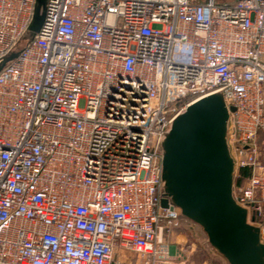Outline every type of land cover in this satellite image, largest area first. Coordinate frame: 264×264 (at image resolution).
Masks as SVG:
<instances>
[{
	"label": "built area",
	"instance_id": "2783aa9c",
	"mask_svg": "<svg viewBox=\"0 0 264 264\" xmlns=\"http://www.w3.org/2000/svg\"><path fill=\"white\" fill-rule=\"evenodd\" d=\"M35 4L0 0V264H191L157 145L216 92L264 241V0H44L31 34Z\"/></svg>",
	"mask_w": 264,
	"mask_h": 264
},
{
	"label": "water",
	"instance_id": "95a60500",
	"mask_svg": "<svg viewBox=\"0 0 264 264\" xmlns=\"http://www.w3.org/2000/svg\"><path fill=\"white\" fill-rule=\"evenodd\" d=\"M43 16L44 0H36L28 26L31 34L39 30ZM234 110L216 92L189 104L173 118L157 145L160 205L170 204L198 225L228 264H264L260 228L247 221V209L232 194L234 161L227 131Z\"/></svg>",
	"mask_w": 264,
	"mask_h": 264
},
{
	"label": "crops",
	"instance_id": "0c3cea01",
	"mask_svg": "<svg viewBox=\"0 0 264 264\" xmlns=\"http://www.w3.org/2000/svg\"><path fill=\"white\" fill-rule=\"evenodd\" d=\"M193 223L191 225L182 224L179 228L173 230L165 238V243L169 246L171 250L178 245H189L191 248V264H228L227 261L217 254L214 249L209 245L206 235L204 233L203 238L199 235L194 241H190L192 238L191 230H194ZM190 229V230H189ZM196 230V229H195ZM202 234V233H201ZM144 263V262H143ZM146 264V263H144Z\"/></svg>",
	"mask_w": 264,
	"mask_h": 264
},
{
	"label": "rangeland",
	"instance_id": "374dc122",
	"mask_svg": "<svg viewBox=\"0 0 264 264\" xmlns=\"http://www.w3.org/2000/svg\"><path fill=\"white\" fill-rule=\"evenodd\" d=\"M28 37H29V35H26V36H24V38L21 39V41H20L19 44H18V48H21V47L24 46V44L26 43ZM193 226H194V230H193V229L191 230L192 234H193L195 231H196V233H199V234H193L192 238L190 237V241H192V242L194 241V239H196L197 237H199V235H200L202 238H203V235H204L202 229H201L198 225L193 224ZM195 229H196V230H195ZM189 230H190V229H189ZM201 233H202V234H201ZM204 236H205V235H204ZM121 255H123V254H121ZM126 256H127L128 260H129V262H130L131 264H134L135 262H138V260H137L138 257H136L135 254L130 253V254H126Z\"/></svg>",
	"mask_w": 264,
	"mask_h": 264
},
{
	"label": "trees",
	"instance_id": "16d2710c",
	"mask_svg": "<svg viewBox=\"0 0 264 264\" xmlns=\"http://www.w3.org/2000/svg\"><path fill=\"white\" fill-rule=\"evenodd\" d=\"M247 175H248V170L247 169H242L241 170V178L234 181L235 185L236 184H240L243 181V179L246 178Z\"/></svg>",
	"mask_w": 264,
	"mask_h": 264
}]
</instances>
